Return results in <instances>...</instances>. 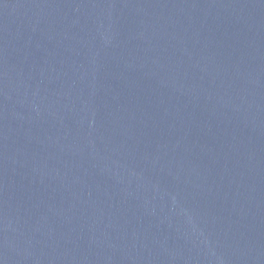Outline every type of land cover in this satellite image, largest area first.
I'll return each instance as SVG.
<instances>
[{"label": "water", "instance_id": "95a60500", "mask_svg": "<svg viewBox=\"0 0 264 264\" xmlns=\"http://www.w3.org/2000/svg\"><path fill=\"white\" fill-rule=\"evenodd\" d=\"M0 264H264V0H0Z\"/></svg>", "mask_w": 264, "mask_h": 264}]
</instances>
